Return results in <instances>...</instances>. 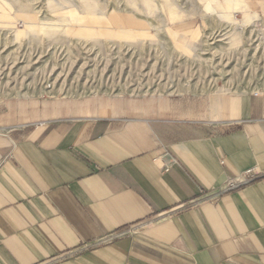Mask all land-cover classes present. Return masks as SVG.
<instances>
[{"label": "crops", "instance_id": "crops-1", "mask_svg": "<svg viewBox=\"0 0 264 264\" xmlns=\"http://www.w3.org/2000/svg\"><path fill=\"white\" fill-rule=\"evenodd\" d=\"M252 168L264 91L9 100L0 264H264V175L205 197Z\"/></svg>", "mask_w": 264, "mask_h": 264}, {"label": "rangeland", "instance_id": "rangeland-1", "mask_svg": "<svg viewBox=\"0 0 264 264\" xmlns=\"http://www.w3.org/2000/svg\"><path fill=\"white\" fill-rule=\"evenodd\" d=\"M258 90L264 0H0V104Z\"/></svg>", "mask_w": 264, "mask_h": 264}, {"label": "built area", "instance_id": "built-area-1", "mask_svg": "<svg viewBox=\"0 0 264 264\" xmlns=\"http://www.w3.org/2000/svg\"><path fill=\"white\" fill-rule=\"evenodd\" d=\"M264 90L252 91L256 96ZM130 96H140L138 94H129ZM263 172L258 171L256 168H252L243 172L240 176L229 179L221 188L215 190L211 194L205 196L210 199H216L224 193L238 190L248 184H251L263 177ZM130 234V230L122 233H117L108 237H105L97 242L99 244H108L116 238L123 237L124 235Z\"/></svg>", "mask_w": 264, "mask_h": 264}, {"label": "bare ground", "instance_id": "bare-ground-1", "mask_svg": "<svg viewBox=\"0 0 264 264\" xmlns=\"http://www.w3.org/2000/svg\"><path fill=\"white\" fill-rule=\"evenodd\" d=\"M206 9L208 12H211L213 10L211 6H208ZM113 18H116L118 20L117 16H114ZM116 19H115V21H116ZM122 25H124V24H122Z\"/></svg>", "mask_w": 264, "mask_h": 264}]
</instances>
